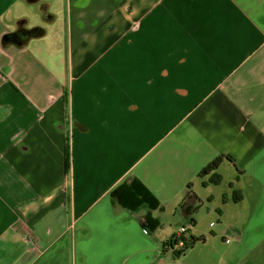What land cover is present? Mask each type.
<instances>
[{
  "label": "crops",
  "instance_id": "0c3cea01",
  "mask_svg": "<svg viewBox=\"0 0 264 264\" xmlns=\"http://www.w3.org/2000/svg\"><path fill=\"white\" fill-rule=\"evenodd\" d=\"M0 264H264V0H0Z\"/></svg>",
  "mask_w": 264,
  "mask_h": 264
},
{
  "label": "trees",
  "instance_id": "16d2710c",
  "mask_svg": "<svg viewBox=\"0 0 264 264\" xmlns=\"http://www.w3.org/2000/svg\"><path fill=\"white\" fill-rule=\"evenodd\" d=\"M227 158L232 163H235V160L231 156H220L212 163H210L202 172L204 175H208L212 172H215L219 169L223 160ZM70 168V163L68 156L65 163V169L68 171ZM220 177L218 176L217 180L213 181L214 184H219ZM112 198L124 209L129 211H136L143 206L149 207L151 211L157 210L160 207V203L157 198L151 193V191L139 180L132 179L125 181L115 188L111 193ZM235 202H240L242 200V194L238 191L234 193ZM152 219L145 217L143 221V226L147 227L148 223H151ZM203 241V238H194L192 237L187 241V248L191 247L197 242Z\"/></svg>",
  "mask_w": 264,
  "mask_h": 264
},
{
  "label": "built area",
  "instance_id": "2783aa9c",
  "mask_svg": "<svg viewBox=\"0 0 264 264\" xmlns=\"http://www.w3.org/2000/svg\"><path fill=\"white\" fill-rule=\"evenodd\" d=\"M187 235H188V230L187 228L184 227L179 231V234L174 238L173 248H175L178 251L177 253H179V255H182L188 249L186 245L188 241Z\"/></svg>",
  "mask_w": 264,
  "mask_h": 264
}]
</instances>
